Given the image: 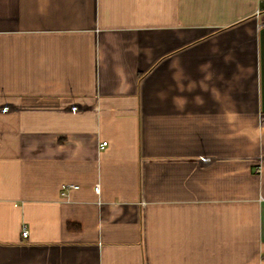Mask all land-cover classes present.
Segmentation results:
<instances>
[{"label":"crops","instance_id":"1","mask_svg":"<svg viewBox=\"0 0 264 264\" xmlns=\"http://www.w3.org/2000/svg\"><path fill=\"white\" fill-rule=\"evenodd\" d=\"M0 132V264H264V0H0Z\"/></svg>","mask_w":264,"mask_h":264},{"label":"built area","instance_id":"2","mask_svg":"<svg viewBox=\"0 0 264 264\" xmlns=\"http://www.w3.org/2000/svg\"><path fill=\"white\" fill-rule=\"evenodd\" d=\"M0 136H1V132H0ZM107 142H108V141H106V140L102 141L101 144H100V147H101V148H104V147L107 145ZM79 187H80V186H79L78 184L65 183V184L63 185V187H62V192H61V193H62V195L64 196V195H67V193H68V191H69L70 189H76V188H79ZM95 189H96V191H99V190H100V187H99L98 184L95 185ZM22 234H23V235H27V234H28V229H27V228L23 229Z\"/></svg>","mask_w":264,"mask_h":264}]
</instances>
